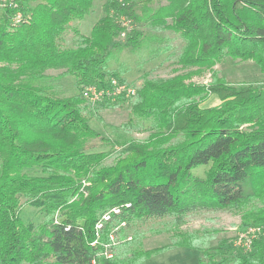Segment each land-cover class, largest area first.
<instances>
[{
  "label": "trees",
  "instance_id": "trees-1",
  "mask_svg": "<svg viewBox=\"0 0 264 264\" xmlns=\"http://www.w3.org/2000/svg\"><path fill=\"white\" fill-rule=\"evenodd\" d=\"M154 1L108 0L87 35L78 25L94 0H0V264H144L172 248L198 250L197 264H264V84L235 86L216 70L208 82L146 74L136 96L98 105L129 101V123L148 122L147 135L118 141L119 149H88L105 138L91 125L97 105L83 87L126 81L109 69L116 52L130 48L143 58L146 48L152 59L165 51L151 45L162 39L146 37L142 23L184 40L183 68L213 69L233 57L264 73V0ZM69 30L77 41L65 47ZM48 69L74 76L79 93L56 94L44 81ZM212 94L221 102L203 107ZM203 165L200 176L194 170ZM25 205L44 220L25 223ZM203 210L239 213L240 230L256 229L250 247L227 239L208 247L214 235L197 230L152 249L137 240L129 257L113 253L112 236L126 225L167 216L178 223Z\"/></svg>",
  "mask_w": 264,
  "mask_h": 264
},
{
  "label": "rangeland",
  "instance_id": "rangeland-1",
  "mask_svg": "<svg viewBox=\"0 0 264 264\" xmlns=\"http://www.w3.org/2000/svg\"><path fill=\"white\" fill-rule=\"evenodd\" d=\"M108 0H94L92 11L79 22L82 33L90 34L94 24L105 15V3ZM169 0H156L153 6L169 4ZM171 22V19H169ZM132 26L128 24V29ZM144 31L146 37H159L160 41H150L152 46L165 48V51L158 57L150 59L146 48L142 49L143 58L140 53L124 49L116 52L115 58L109 63L111 71L118 70L121 77L137 87L141 85L143 77L147 74L154 77H170L180 73H190L191 79L198 82H208L211 80L212 71L216 70L220 76H225L227 80L235 86L243 83L264 84V73L259 65L253 60H241L239 58L228 57L222 64H216L213 69H198L196 67L183 68L178 63V57L184 47V40L175 32L161 27H154L146 23L138 25ZM125 38L122 34L121 39ZM77 37L72 30L67 31L63 36V45L70 47L76 45ZM150 59V60H149ZM63 69H48L45 73L48 78L44 81L51 85L52 90L60 96H69L79 93L74 76H61ZM220 98L212 94L210 98L202 104L203 107L219 104ZM91 104V103H90ZM97 105L94 107L96 117L91 121L93 128L98 130L105 139H92L89 141V151H110L114 147L119 149L118 141L130 138L141 139L147 135L146 127L148 122L140 124L138 119L133 118L130 122L131 107L129 101L120 104ZM92 104V106H94ZM112 161V155L107 162ZM208 165L199 166L194 172L203 176ZM31 175H41L39 168L27 170ZM44 213L37 207L25 205L21 211V219L25 222L39 224L44 220ZM241 215L230 210H203L187 214L180 222H176L174 216H167L160 219H150L137 221L131 225L115 232L112 238L117 242L113 253H121L120 257L130 256L127 252L129 247L135 245L136 241H141L144 249H152L164 244H169L177 231H207L208 236L213 234V238L208 242V247H217L222 239L234 242L238 235L246 233L248 229L240 230ZM215 229L219 230L217 233ZM216 234H215V233ZM125 244V247H124ZM237 246V245H235ZM238 247V246H237ZM117 251V252H116ZM112 253L111 251H109ZM200 259V252L190 248H172L166 252L147 259L144 264H197Z\"/></svg>",
  "mask_w": 264,
  "mask_h": 264
},
{
  "label": "built area",
  "instance_id": "built-area-1",
  "mask_svg": "<svg viewBox=\"0 0 264 264\" xmlns=\"http://www.w3.org/2000/svg\"><path fill=\"white\" fill-rule=\"evenodd\" d=\"M23 21L21 13H18L14 17L15 23H20ZM138 92V87L130 82L123 81L119 78L112 77L104 82L93 83L83 87L82 96L83 98L91 104H103L116 101L119 97H124L130 99L136 96ZM130 206V204H127ZM115 213L120 212V207H115L112 210ZM110 213H107L103 216L104 220L110 219ZM103 225L102 222L97 224V228H101ZM256 232L255 228H250L246 233L238 235L235 239V245L243 246L249 248L254 234Z\"/></svg>",
  "mask_w": 264,
  "mask_h": 264
},
{
  "label": "crops",
  "instance_id": "crops-1",
  "mask_svg": "<svg viewBox=\"0 0 264 264\" xmlns=\"http://www.w3.org/2000/svg\"><path fill=\"white\" fill-rule=\"evenodd\" d=\"M219 98V97H218ZM221 102V100L219 101V103Z\"/></svg>",
  "mask_w": 264,
  "mask_h": 264
}]
</instances>
